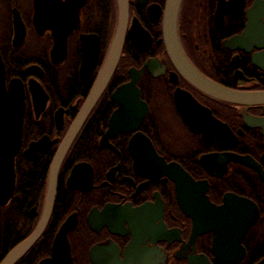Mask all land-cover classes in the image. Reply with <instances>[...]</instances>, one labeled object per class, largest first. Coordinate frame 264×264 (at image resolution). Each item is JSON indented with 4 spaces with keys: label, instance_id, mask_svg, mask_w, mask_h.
<instances>
[{
    "label": "flooded vegetation",
    "instance_id": "obj_1",
    "mask_svg": "<svg viewBox=\"0 0 264 264\" xmlns=\"http://www.w3.org/2000/svg\"><path fill=\"white\" fill-rule=\"evenodd\" d=\"M167 1L128 0L119 65L65 152L44 232L15 264L58 260L53 252L57 238L66 239L73 264H264L260 171L230 160L221 175H213L201 164L205 155L235 154L252 157L264 172V131L249 127L243 118L246 110L264 119V109L210 97L181 75L165 44ZM39 4L0 0L5 87L8 92L17 80L25 102L14 182L4 187L0 203V263L43 219L52 166L86 104L117 26L116 0H47L42 31ZM18 19L25 35L16 45ZM57 28L67 32L66 55L59 62L54 55ZM177 32L186 56L203 75L228 88L264 91V0H182ZM86 37H91L89 44ZM148 62L153 71L144 69L137 83L148 114L134 130L107 136L120 109L114 92L132 80V68L141 70ZM86 65L92 68L89 75ZM177 89L189 92L227 125L238 139L236 145L219 138L208 143L202 133L194 132L178 107ZM138 134L151 141L167 164L177 163L196 181L208 182V202L226 207V219L219 222L226 226L196 225L193 214L183 209L171 177L149 172L136 157L143 147L130 146ZM243 200L258 209L247 230ZM109 206L130 210L105 211ZM66 224L74 227L60 238ZM58 258L66 262L62 255Z\"/></svg>",
    "mask_w": 264,
    "mask_h": 264
},
{
    "label": "water",
    "instance_id": "obj_2",
    "mask_svg": "<svg viewBox=\"0 0 264 264\" xmlns=\"http://www.w3.org/2000/svg\"><path fill=\"white\" fill-rule=\"evenodd\" d=\"M39 3V6L41 5L40 12L42 13L40 24L43 25V27L38 26V28L44 30V25L46 24L45 12L47 11V0H39ZM116 3L117 26L105 63L89 94L86 104L78 117L77 123L74 125V128L52 166L43 219L32 235L15 247L0 264H15L31 249L44 232L56 200L57 174L65 152L69 149L78 130L86 120L94 105L106 90L119 65L127 33L129 3L128 0H116ZM181 4L182 0H168L165 16V44L173 64L177 67L181 75L192 86L210 97L233 105L243 106L246 109L251 106H261L262 109H264V91H242L225 87L209 79L194 67L186 56L178 38L177 23ZM15 28V44L19 45L25 35L24 27L19 19L16 20ZM62 29L63 28H57L56 33L54 55L57 57V62L64 59L67 51V32H63ZM89 38L91 37H86L84 39L88 44ZM96 44V51L98 54L99 45L97 41ZM87 50L88 49H86V51ZM150 64L151 62L146 63L141 70L132 68L130 70L132 80L129 83L121 85L114 92L113 99L119 103L120 109L114 114L111 120V128L107 136L116 135L117 131L134 130L148 114V105L142 101L137 83L144 69L148 68L150 71H153ZM86 66L89 75L92 68L89 67V65ZM153 74L158 75L159 73L153 72ZM172 81L176 83L177 80L173 78ZM16 82L17 80L12 81L10 89L7 92L5 87V69L0 55V203H4V187L11 188L13 186L15 159L22 142V122L25 113V102L23 91ZM175 98L186 123L194 132L202 133L206 142L210 143L214 138H219L232 147L236 145L238 139L235 138L233 131L227 125H223L220 121L215 119L211 111L200 105L189 92L177 89ZM243 118L249 127H261L264 131V119L255 117L249 114L246 110L243 112ZM121 124L134 126L122 130L121 128H117V125ZM229 141H231V143ZM131 143L130 147H143V151H141L140 154L135 155L138 159L142 158L140 161L146 163L149 172L156 174L165 173L176 183L182 207L189 214H193L198 227L215 228L226 226V223H219L220 220L225 221L226 219V207H217L208 202V182L196 181L181 165L177 163L167 164L165 160L157 154L148 138L138 134L134 137ZM230 160H234L260 171L264 178V172L261 166L250 156L210 154L201 157V164L213 175H221L226 163ZM217 168L222 172H215ZM243 204H245L243 210L246 212V223L243 224V227L244 230H247L248 227L254 223L258 209L252 201L243 200ZM118 210L127 214L130 208L127 206L126 208L109 206L105 209V211L116 212ZM73 227L74 225H63L59 237L63 238L66 236ZM62 241L63 242L58 238L55 241L53 248L54 259L57 258L58 260L50 261L51 264H55L56 262H59V264H73L66 239H63ZM61 255L66 259V262L64 261L65 263L59 260L60 258L58 257ZM48 262L49 261H44L41 264H47Z\"/></svg>",
    "mask_w": 264,
    "mask_h": 264
},
{
    "label": "rangeland",
    "instance_id": "obj_3",
    "mask_svg": "<svg viewBox=\"0 0 264 264\" xmlns=\"http://www.w3.org/2000/svg\"><path fill=\"white\" fill-rule=\"evenodd\" d=\"M123 67H124V65H123Z\"/></svg>",
    "mask_w": 264,
    "mask_h": 264
}]
</instances>
